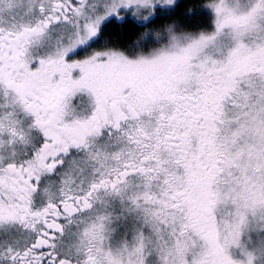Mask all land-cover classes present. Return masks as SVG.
I'll return each mask as SVG.
<instances>
[{
  "label": "snow or ice",
  "instance_id": "snow-or-ice-1",
  "mask_svg": "<svg viewBox=\"0 0 264 264\" xmlns=\"http://www.w3.org/2000/svg\"><path fill=\"white\" fill-rule=\"evenodd\" d=\"M0 264H264V0H0Z\"/></svg>",
  "mask_w": 264,
  "mask_h": 264
}]
</instances>
